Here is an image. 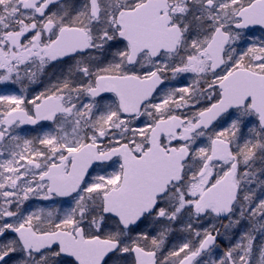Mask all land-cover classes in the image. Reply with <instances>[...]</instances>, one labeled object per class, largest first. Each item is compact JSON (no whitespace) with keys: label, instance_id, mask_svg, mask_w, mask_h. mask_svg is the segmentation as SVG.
<instances>
[{"label":"snow or ice","instance_id":"6c2138e0","mask_svg":"<svg viewBox=\"0 0 264 264\" xmlns=\"http://www.w3.org/2000/svg\"><path fill=\"white\" fill-rule=\"evenodd\" d=\"M0 264H264V0H0Z\"/></svg>","mask_w":264,"mask_h":264}]
</instances>
